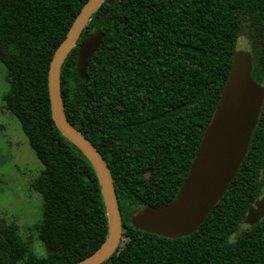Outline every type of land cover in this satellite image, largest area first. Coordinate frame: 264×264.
<instances>
[{
  "label": "trees",
  "instance_id": "1",
  "mask_svg": "<svg viewBox=\"0 0 264 264\" xmlns=\"http://www.w3.org/2000/svg\"><path fill=\"white\" fill-rule=\"evenodd\" d=\"M86 1L0 0L2 100L42 166L31 182L41 195L32 230L45 250L36 255L18 227L0 219V264H73L107 235L96 172L57 128L47 87L52 55ZM97 30L104 35L82 79L77 48ZM242 30L252 44L251 76L264 85V0H104L66 55L64 112L106 161L120 214L122 239L100 264H264V216L242 222L264 192V99L243 160L195 231L170 238L130 223L145 205L174 197Z\"/></svg>",
  "mask_w": 264,
  "mask_h": 264
},
{
  "label": "water",
  "instance_id": "2",
  "mask_svg": "<svg viewBox=\"0 0 264 264\" xmlns=\"http://www.w3.org/2000/svg\"><path fill=\"white\" fill-rule=\"evenodd\" d=\"M104 0H87L75 17L49 63L47 87L52 115L59 131L75 144L93 166L105 205L107 235L91 254L73 264H100L115 250L121 221L113 180L106 161L94 144L67 118L61 102L59 73L63 60L76 44L92 14ZM104 33H89L78 45L76 72L85 78L87 61L98 49ZM251 53L236 49L231 66L189 169L174 197L160 206L145 205L130 216L139 229L164 237L191 234L227 189L243 160L264 99V85L251 76ZM264 177V168L262 169ZM148 176V173H146ZM264 216V192L248 208L243 223L251 226Z\"/></svg>",
  "mask_w": 264,
  "mask_h": 264
},
{
  "label": "rangeland",
  "instance_id": "3",
  "mask_svg": "<svg viewBox=\"0 0 264 264\" xmlns=\"http://www.w3.org/2000/svg\"><path fill=\"white\" fill-rule=\"evenodd\" d=\"M251 46L247 32L242 30L236 48L250 52ZM6 90L4 67L0 63V219L14 223L21 236L30 240L33 252L43 256L45 250L32 230L40 218L41 195L31 187L42 166L19 122L4 105L2 96Z\"/></svg>",
  "mask_w": 264,
  "mask_h": 264
},
{
  "label": "flooded vegetation",
  "instance_id": "4",
  "mask_svg": "<svg viewBox=\"0 0 264 264\" xmlns=\"http://www.w3.org/2000/svg\"><path fill=\"white\" fill-rule=\"evenodd\" d=\"M242 227H244V226H242ZM240 229H241V228H240ZM240 229H239V230H240Z\"/></svg>",
  "mask_w": 264,
  "mask_h": 264
}]
</instances>
